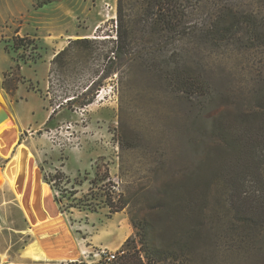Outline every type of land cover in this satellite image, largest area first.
<instances>
[{"label": "rangeland", "instance_id": "1", "mask_svg": "<svg viewBox=\"0 0 264 264\" xmlns=\"http://www.w3.org/2000/svg\"><path fill=\"white\" fill-rule=\"evenodd\" d=\"M116 1L53 0L37 7L35 0H0L3 259L12 260L31 242V235L21 230L31 225L40 244L53 242L65 232L60 223L69 231L65 237L70 249L64 253L67 262L48 259L55 252H43L40 245L42 257L49 260L44 264H87L92 259L96 260L93 264H101L94 256L100 247L88 248L90 245L125 249L126 256L129 249L123 245L131 236L145 253L150 245L139 241L129 218L131 210L148 220L151 244L159 251L149 252L151 264H264V193H260L264 191V161L254 152L258 132L252 128L248 135L254 140L250 164L240 158L241 147L226 144L214 134H198L191 116L195 102L183 98L169 82L166 56L142 51L100 82L92 103L58 107L66 93L82 91L85 78L100 60L95 55L79 56L68 71L52 74L51 60L70 39L115 37ZM244 2L248 5L250 1ZM214 9L211 2L199 4L196 20L208 23ZM17 35L36 38L42 57L33 61L35 53L29 46L15 51L11 45ZM195 39L183 55L192 67L181 68L205 75L223 92L234 91V98L217 101L206 114L211 121L223 117L234 128V116L241 111L240 101L250 96L246 93L253 87L263 54L219 48L193 42ZM178 54L171 48L166 55ZM15 59L21 61L26 80L9 95L2 87L3 72L16 66ZM28 90L32 92L26 102L23 93ZM55 107L57 112L50 119ZM16 110L33 127L20 132L13 114ZM37 120L46 121L38 126ZM122 136L123 147L118 142ZM57 169L75 182L77 199L98 204L96 211L68 209L74 198H65V207L57 202L44 176ZM110 180L130 203L121 212L111 213L105 203L109 186L105 192L100 187ZM91 187L96 193H89ZM174 196L176 207L170 204ZM125 220L130 226L126 236L120 231ZM69 252L75 260L68 261Z\"/></svg>", "mask_w": 264, "mask_h": 264}, {"label": "trees", "instance_id": "2", "mask_svg": "<svg viewBox=\"0 0 264 264\" xmlns=\"http://www.w3.org/2000/svg\"><path fill=\"white\" fill-rule=\"evenodd\" d=\"M53 0H35L37 7L50 3ZM245 5L244 0H117L116 35L115 37L103 38L98 35L96 38L89 36L70 39L68 45L56 53L51 60L52 74L55 70L61 72L68 71L72 66V60L79 56L95 55L100 61L96 68L85 78L82 91H75L71 95L66 93L64 100L58 103V107L65 105L78 104L85 107L92 103L95 98L94 89L100 85L104 79L112 76L114 70H118L119 64L125 60L133 62L138 58V53L142 51L160 53L166 56L165 62L170 65V72L167 78L169 82L178 88L183 98L193 100L195 106L191 112L193 126L198 134L209 136L216 135L220 140L229 145L241 147V159L245 164H250L251 157L250 145L256 140L254 152H258L257 158L264 161V0H249ZM211 2L214 4V14L208 23L196 20L199 4ZM139 34V37L138 35ZM204 44H211L219 48H232L241 52H260V60L256 74L253 77V87L246 93L249 97L243 98L240 102L241 111L234 117V128L222 121L220 117L216 121H211L206 114L209 108L217 101L225 98L235 97L232 89L222 91L209 78L203 74H192L190 71L181 68L183 65L191 64L184 61L183 55L190 50V40ZM197 40V41H196ZM104 45V46H102ZM106 45V46H105ZM15 51L30 47L33 55L32 60L37 61L42 57L40 47L36 38L30 36L14 37L11 45ZM102 46V47H101ZM171 48L179 51V57L166 55ZM6 46V50H9ZM16 66L3 72L2 87L9 95H14L20 83H24L26 78L21 73L22 63L15 59ZM24 62L28 61L24 59ZM51 82V79H50ZM33 84V83H31ZM244 100V101H243ZM248 100V101H247ZM50 104L54 100L51 98ZM57 112L54 108L50 119ZM252 128L258 132L257 138L251 141L248 138ZM121 147L125 144V137L118 138ZM45 176L56 193L57 202L64 206V199L71 200L67 208H79L96 211L98 204L87 198L76 196L79 189L71 177L63 171L56 170ZM110 179V177H108ZM95 185L94 180H90ZM82 183H79L81 185ZM105 187H100L103 192L109 186L106 194L105 203L110 208L111 213L121 212L129 206V201L116 190V184L111 180ZM98 188V187H97ZM89 193H96L95 187L90 188ZM57 193L60 194L57 195ZM111 193H115L116 196ZM178 193V191H177ZM260 193H264L262 190ZM88 195H85L86 197ZM116 197H118L116 199ZM176 197L174 196L171 205L176 207ZM174 202V203H173ZM65 207V206H64ZM129 218L136 229L139 241L143 245H150V249L143 253L136 245L134 237H129L123 246L129 249L126 256L125 249L117 260L111 264H151L152 257L149 252L156 254L158 249L151 244L149 234V223L146 217L135 215L128 210ZM133 245L130 246V243ZM145 250V249H144ZM123 257V258H122ZM1 264V258H0Z\"/></svg>", "mask_w": 264, "mask_h": 264}, {"label": "crops", "instance_id": "3", "mask_svg": "<svg viewBox=\"0 0 264 264\" xmlns=\"http://www.w3.org/2000/svg\"><path fill=\"white\" fill-rule=\"evenodd\" d=\"M31 92L32 91L28 90L27 93H23V97H25L24 99H26V102L28 101L27 96H29L31 94ZM43 102L45 104L47 102V100L43 99ZM37 112H39V111H37ZM13 114H14V118L17 122V126H18L20 132L21 131L25 132V130H29L30 127H33L32 122H29V123L26 122L24 117L22 116L21 113L18 112V110L13 112ZM39 119H41V114H40ZM47 120H48V118H47ZM39 121L40 120H37L35 122V124L38 126L43 125L46 120L43 122H39ZM60 225L65 228L64 234L58 236L55 239V241H53V242L52 241L51 242H42L41 244H40V242H38L39 241L38 237L32 231L33 229H32L31 225H29L27 229L21 230V232H24V233L26 232L29 235H31V242H29L28 244H25V246L22 248L19 255H17L15 258H12V260L10 259V260L5 261L3 259V253L0 252L1 264H27V261H35V262H39L40 264H44L43 263L44 261H49V260L42 257V254H41L42 252H41L40 247H39L40 245H41L43 252H45L46 250H53L55 252L54 257L47 256L48 259L57 260L59 262H61V261L67 262V261H65L64 253L69 251L70 249L68 247V244H67L65 237H68L69 231L66 229V227L64 226L63 223H60ZM122 243H123V241H122ZM95 247H107V246L103 245V244H101L99 246L90 245L88 248H95ZM77 248L79 249L78 246H77ZM29 250H33L32 252L36 255H40V257L36 259L35 256L33 255V253H31V254L29 253ZM95 261L96 260H94V259H92L90 261L86 260L87 264H93V262H95Z\"/></svg>", "mask_w": 264, "mask_h": 264}, {"label": "built area", "instance_id": "4", "mask_svg": "<svg viewBox=\"0 0 264 264\" xmlns=\"http://www.w3.org/2000/svg\"><path fill=\"white\" fill-rule=\"evenodd\" d=\"M123 253L124 251L122 249L114 251L108 249L107 247H100L99 250L94 254V256L99 257V261L101 260V264H111L112 262L117 260L119 255Z\"/></svg>", "mask_w": 264, "mask_h": 264}, {"label": "bare ground", "instance_id": "5", "mask_svg": "<svg viewBox=\"0 0 264 264\" xmlns=\"http://www.w3.org/2000/svg\"><path fill=\"white\" fill-rule=\"evenodd\" d=\"M120 231H121V235H124V236H126V234L130 231V226H129L127 220H125L123 222V227L120 229ZM68 256H69L68 261L76 259L75 257H73L71 252H69Z\"/></svg>", "mask_w": 264, "mask_h": 264}, {"label": "water", "instance_id": "6", "mask_svg": "<svg viewBox=\"0 0 264 264\" xmlns=\"http://www.w3.org/2000/svg\"><path fill=\"white\" fill-rule=\"evenodd\" d=\"M3 120H4V117H3V116L1 115V113H0V123H2Z\"/></svg>", "mask_w": 264, "mask_h": 264}]
</instances>
